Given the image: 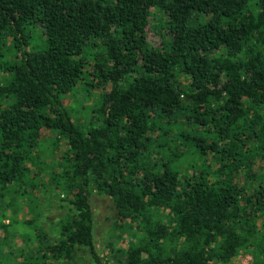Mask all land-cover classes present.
<instances>
[{"label":"trees","instance_id":"trees-1","mask_svg":"<svg viewBox=\"0 0 264 264\" xmlns=\"http://www.w3.org/2000/svg\"><path fill=\"white\" fill-rule=\"evenodd\" d=\"M94 194L120 264H264V0H0V199L34 229L20 264H102Z\"/></svg>","mask_w":264,"mask_h":264},{"label":"rangeland","instance_id":"rangeland-1","mask_svg":"<svg viewBox=\"0 0 264 264\" xmlns=\"http://www.w3.org/2000/svg\"><path fill=\"white\" fill-rule=\"evenodd\" d=\"M162 17L163 14L161 11L154 9L153 14L150 17V23L154 24L155 21L158 20V23L161 24ZM151 29L152 34L158 33L156 32L157 28L155 26H152ZM31 33L35 35L37 32L34 31ZM161 33L168 36L163 28L161 29ZM96 88L92 87V92H96ZM66 98L70 105L83 111L88 104L93 102L95 93H90L89 96L85 95L82 85L79 83L73 92L67 94ZM91 200L94 213V239L97 252L101 255V263L120 264L118 257L123 261L124 255L119 252L118 256H115L114 251L106 244L107 240L112 239L113 235L116 233V230L111 226L115 217L113 203L105 194H94ZM4 202L5 198L0 199V264H20V252L22 254L27 252V244L29 243V239H32L33 237L29 233H34V229L29 228L23 223L22 218L25 217L24 214L18 216L21 220L20 222L14 224L7 223V219L10 218L8 216L11 215L7 209L4 208ZM42 212L40 222L44 228H47L50 224L55 222V219L61 213L55 202L52 203V205L45 206ZM89 262V252L82 249L76 252L71 264H89ZM229 264H243V257L237 256L233 258Z\"/></svg>","mask_w":264,"mask_h":264}]
</instances>
